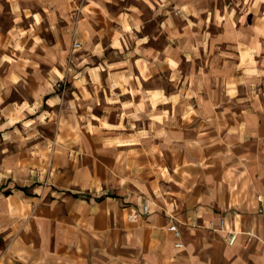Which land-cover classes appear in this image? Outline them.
<instances>
[{"label": "clouds", "instance_id": "obj_1", "mask_svg": "<svg viewBox=\"0 0 264 264\" xmlns=\"http://www.w3.org/2000/svg\"><path fill=\"white\" fill-rule=\"evenodd\" d=\"M0 264H264V0H0Z\"/></svg>", "mask_w": 264, "mask_h": 264}]
</instances>
